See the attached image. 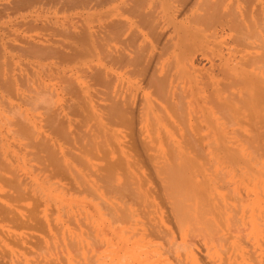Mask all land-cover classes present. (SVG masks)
<instances>
[{
	"label": "bare ground",
	"instance_id": "6f19581e",
	"mask_svg": "<svg viewBox=\"0 0 264 264\" xmlns=\"http://www.w3.org/2000/svg\"><path fill=\"white\" fill-rule=\"evenodd\" d=\"M50 2L61 10H103L17 45L38 61L89 63L78 66L75 79L59 74L67 113L54 107L58 96L50 86L17 75L26 90L19 92L15 77L0 68L6 124L0 178L13 189L5 192L9 202L22 210L5 203L4 193L6 217L0 215L28 229L1 239L11 237L37 257L25 255L22 264H264V0H10L2 6ZM107 66L124 69L147 92L136 100L131 89L123 102L119 91L130 78L123 85ZM90 86L101 89L99 112ZM37 109L42 115H28ZM109 119L127 130L126 143L110 139ZM227 122L236 128L226 130ZM12 251L4 253L15 257ZM5 255L0 264H10Z\"/></svg>",
	"mask_w": 264,
	"mask_h": 264
},
{
	"label": "rangeland",
	"instance_id": "374dc122",
	"mask_svg": "<svg viewBox=\"0 0 264 264\" xmlns=\"http://www.w3.org/2000/svg\"><path fill=\"white\" fill-rule=\"evenodd\" d=\"M2 1V2H1ZM0 1V6L2 7V9H1V7H0V9H1V11H0V45H2L1 47H0V51L2 52V53H4V51H5V53H4V57L2 56L3 54H1L0 56H1V58L3 59H0V62H2L3 61V63H2V65H1V63H0V68L1 69H3L2 70V74H4L5 76L8 74V77H9V74L11 73L12 74V72H14L12 75L10 74V78L12 77V79H13V77H15V85L16 86H18L17 88H18V91H19V88H20V91H22V93L24 92V91H26L25 90V88H24V86H22V85H24L23 83H19V81H17V75H19V77H20V75H21V77L23 78V79H25V81H26V84H28V81H29V84L30 85H32V83H33V86H35L36 85V83L38 82L39 83V81H41L39 84H43V86L44 85H46V86H50L49 87V89H51V91H52V93H54V94H57V96H58V98L57 99H59L58 101H57V99H55V97H54V95L52 96L51 95V97H54V98H52L53 100L52 101H55V105L56 106H54V107H56V109H57V107L58 108H60V109H58V111H61V109L62 110H64L66 113H67V110H66V107H64L65 105H66V103H65V95L66 94H64L63 92H62V90H61V86H62V83H59L60 81L58 80L59 79V76L60 75H62L63 74V76L65 77H67V78H69L70 77V79L73 77V79H75L76 78V75L78 76V75H80L81 74V72H80V67L81 66H84L85 64L87 65V67L89 66V63L88 62H85V63H76L75 61L73 62V61H71L72 62V64H71V62H67V63H65L64 61V63L60 60H57V59H53V61H52V59H43V60H45V61H43V60H36L34 57H31V54L30 55H24L23 53V55L21 54V52L19 51V48H18V46H19V43H20V45H22V43L20 42V41H24V39L26 40V39H32V40H36V39H41L42 37H48V35L49 36H52L51 34L52 33H54L53 32V30H55V32H56V28H61L60 27V23H63V24H61V25H64L67 21H72V20H76V21H78V20H82V19H89V20H91L92 18H93V16L95 17L96 15H97V13L99 12V10H103V9H98V10H87V9H71V10H69V9H64V10H61L62 8H61V6L58 4V6L56 5L55 7L53 6V5H55V3L54 4H52L51 2L50 3H46V4H39V5H36V3H35V5H33V4H30L29 6H31V5H33V6H31V9H29L30 7H25V8H21V9H10V8H7V10H6V8H4L3 9V6H5V5H7V3H9L10 2V0H1ZM4 1V2H3ZM2 3V4H1ZM3 3H5L4 5H3ZM38 4V3H37ZM47 4H49V5H47ZM51 4V5H50ZM3 5V6H2ZM41 5V6H40ZM45 5V7H43ZM50 6V7H49ZM51 6H53V7H51ZM112 5H108L107 7L105 6L104 7V9L106 8H110ZM47 7L49 8V9H47ZM60 8V11H59V8ZM28 8V9H27ZM36 8V9H35ZM45 8V9H44ZM27 9V10H26ZM2 10L4 11L3 12V14H5L4 16H3V14H2ZM23 10V11H22ZM115 10V9H114ZM11 11H13V12H11ZM17 11V13H14V12H16ZM26 11V12H25ZM35 12H36V14H35ZM24 13V14H23ZM108 13V12H107ZM19 14V15H18ZM112 14H113V12H112ZM7 15V16H6ZM10 15V16H9ZM37 15V16H36ZM109 15H110V12H109ZM39 16V17H38ZM110 17H112L111 15H110ZM80 18V19H79ZM25 19V20H24ZM21 20V21H20ZM32 20V21H31ZM40 20V21H39ZM55 20H56V23L57 24H55L54 22H55ZM23 21V22H22ZM30 22V24H29V22ZM47 21V22H46ZM19 22H21V23H24L23 25L21 24V23H19ZM28 22V23H27ZM34 22V23H33ZM43 22V24L45 25V26H43V24H41V23ZM45 22H46V24H45ZM28 25L29 27L30 26H32V27H30V29L29 28H27L28 26H26V25ZM35 26H33V25ZM51 24H52V26H55L56 25V27H55V29H54V27H52L51 26ZM55 24V25H54ZM25 25V26H24ZM47 25V26H46ZM57 25H58V27H57ZM23 26V27H22ZM49 26V28H47ZM36 27L38 28V29H36ZM46 27V28H45ZM51 27H52V30H51ZM32 28V29H31ZM40 29V30H39ZM42 29V30H41ZM45 30V31H44ZM4 33H3V32ZM48 31H50V33L48 32ZM15 33V34H14ZM19 33V34H18ZM47 33H49L48 35H47ZM25 35V36H24ZM34 35V36H33ZM44 35V36H43ZM18 36V37H17ZM34 37V38H33ZM41 37V38H40ZM20 38H21V40H20ZM14 40V41H13ZM11 44V45H10ZM14 44V45H13ZM9 45V46H8ZM18 45V46H17ZM15 46V47H14ZM3 47H5L4 48V50H1V49H3ZM13 47V48H12ZM14 52V50H15V52L13 53L12 51ZM12 54V55H10V54ZM8 55V56H7ZM25 56V57H24ZM30 58H29V57ZM20 57V58H19ZM8 58H9V60H8ZM11 58V59H10ZM18 58V59H17ZM7 60H8V62H7ZM13 60H14V62H13ZM34 60V61H33ZM51 60V61H50ZM11 61V62H10ZM39 62V63H38ZM42 62V63H41ZM43 62H45V64L43 63ZM51 62V63H50ZM8 63L11 65V68H10V65H8ZM11 63H14V64H11ZM24 63V64H23ZM27 64V66H26V64ZM38 63V64H37ZM62 63V64H61ZM68 63H70V64H68ZM28 64H29V66H30V68H29V66H28ZM34 64V65H33ZM75 64V65H74ZM9 68H7L6 66ZM24 65V66H23ZM85 65V66H86ZM4 66V67H3ZM46 66H47V69H46ZM78 66H80V67H78ZM19 67H20V69H19ZM27 67L30 69H27ZM32 67V68H31ZM36 67V68H35ZM45 67V68H44ZM50 69H49V68ZM108 67V66H107ZM18 68V69H17ZM53 68V69H52ZM78 68V69H77ZM84 69L85 67H81V69ZM108 68H110L111 70H113L112 72L109 70V72H111V74L113 75V76H115V77H117L119 80L121 79V81H122V83H123V85H124V81L122 80V79H125L126 81H128V79H129V81L128 82H126V84L128 85H126V87L125 88H123L122 89V91H119V95H118V97H121L122 96V101L123 102H125V101H128L129 102V96L130 97H132L131 95L132 94H134L135 93V91H136V100H137V98H139L138 97V95H139V92L140 91H143V89L144 88H139L140 86L138 85V83H139V81H138V79L137 78H134V79H136L138 82L137 83H135V80H133V78L132 77H130V76H127V74H125V71H124V69H122L123 70V72L121 71V74H120V70L121 69H118V68H115V67H108ZM11 69V70H10ZM13 69V70H12ZM26 69V70H25ZM58 69V70H57ZM115 69V70H114ZM118 71H117V70ZM5 70V71H4ZM28 70H29V72H28ZM34 70H36V71H34ZM38 70V71H37ZM42 70H43V72H42ZM48 72H47V71ZM7 71V72H6ZM12 71V72H11ZM25 71H26V73H25ZM60 71V72H59ZM6 72V73H5ZM10 72V73H9ZM59 72V73H58ZM117 72V73H116ZM0 73H1V71H0ZM32 73V74H31ZM34 73V74H33ZM115 73V74H114ZM123 73V74H122ZM60 74V75H59ZM119 74V75H118ZM34 75H35V77H34ZM39 75V77H37ZM68 75V76H67ZM125 75V76H124ZM24 76H25V78H24ZM32 76V77H31ZM120 76H121V78H120ZM122 76H123V78H122ZM18 77V78H19ZM126 77H129L128 79L126 78ZM27 78V79H26ZM31 78V79H30ZM40 79V80H39ZM31 80H33L32 82H31ZM76 80H78V77H77V79ZM82 79H80V81H81ZM132 80V81H131ZM44 81V82H43ZM79 81V80H78ZM134 82V85H133V83H131V82ZM35 83V84H34ZM129 83V84H128ZM52 85V86H51ZM129 85H130V91L128 90V89H126L127 87H129ZM132 85V86H131ZM135 85H137V86H139V87H134ZM91 88H93V90H95V93L96 92H98V90H97V88H95V87H92V86H90ZM133 87L135 88V89H133ZM90 88V89H91ZM138 88H139V90H138ZM131 89H132V94L130 93L131 92ZM19 91V92H20ZM100 91H101V89H99V94H97L96 93V95H95V93H94V95H93V99H94V101H93V99L91 98V103H94V111L96 112L97 111V103H99V99H100V103H102L103 101H101L102 99H101V97L99 98V95L101 96L102 94L100 93ZM127 93H126V92ZM144 91H146V89H144ZM147 92V91H146ZM116 93H118V92H116ZM123 93V94H122ZM120 94H122L121 96H120ZM125 94H126V96L127 95H129V96H125ZM98 95V96H97ZM123 95H124V97H123ZM56 96V97H57ZM66 97H67V95H66ZM92 97V96H91ZM97 97V98H96ZM127 98V99H126ZM11 99V98H10ZM9 99V100H10ZM98 99V100H97ZM126 99V100H125ZM125 100V101H124ZM130 100H131V98H130ZM11 101L13 102V103H17V100H15V102H14V100L13 99H11ZM97 102V103H96ZM122 102V103H123ZM57 103V104H56ZM95 103H96V105H95ZM64 106H63V105ZM123 105H124V103H123ZM60 106V107H59ZM63 106V107H62ZM93 106V105H92ZM23 108H24V106H22ZM28 108V107H27ZM63 108H65V109H63ZM96 108V109H95ZM37 111V112H36ZM63 111V112H64ZM28 115L29 116H31V115H39L40 116V114L42 115V113H43V110H41L40 111V109L38 110H35V111H29L28 110ZM34 114H33V113ZM97 112H99V111H97ZM32 113V114H31ZM6 114V113H5ZM103 116H105L104 114H102ZM69 117H72V115L70 114V115H68ZM103 116H101V118L105 121V119H104V117ZM68 117V118H69ZM240 118H241V115L239 116ZM244 117V116H243ZM242 117V118H243ZM73 118V117H72ZM105 118H106V116H105ZM108 118V117H107ZM241 118V119H242ZM245 118V117H244ZM103 120H102V122H103ZM106 120H108V119H106ZM113 119H109V125L106 127V128H108V130H107V132L109 131V130H111L109 133L111 134V137L112 138H110V139H113L114 140V142H119V143H126L125 141H127L128 139H129V135H127L128 133H127V130L125 131V128L124 127H122V125H120V123L119 122H114V121H112ZM1 121V120H0ZM36 121V124H37V126L38 127H40L39 128V130L42 128L43 129V131L42 130H40V131H42V132H47V131H45L44 129H45V126H43V125H40V123H39V118L37 119V120H35ZM111 121V122H110ZM38 122V123H37ZM88 122H92V121H88ZM105 122H108V121H105ZM105 122H103V123H105ZM114 122V123H113ZM43 123V122H42ZM66 123V122H65ZM112 123V124H111ZM232 123V124H231ZM234 122H227V123H225L224 125H225V128H226V130H231L232 128L234 129V128H236V126H234V124H233ZM240 123V126L242 125V122H238V124ZM0 124H1V122H0ZM116 124L119 126V127H117L116 126ZM2 125H4L3 127H2ZM6 124H1V128H2V131L4 132V128L6 127L5 126ZM83 125V124H82ZM91 125V124H90ZM107 125V123H105V126ZM111 125H113V126H111ZM236 125V124H235ZM110 126V127H109ZM230 126V127H229ZM233 126V127H232ZM44 127V128H43ZM115 127V128H114ZM239 127V126H238ZM79 128V130L77 129V131L78 132H80L81 131V127L79 126L78 127ZM85 127H84V125L82 126V129H84ZM90 130V129H89ZM89 130H87V133L89 134L90 133V131ZM141 130H143L144 131V129H141ZM76 131V132H77ZM120 131H121V133H120ZM143 131H141V132H143ZM145 132V131H144ZM113 133V134H112ZM146 133V132H145ZM145 133H143V135L142 136H144L145 135ZM48 134V136L51 138V139H54L53 137H52V135L48 132L47 133ZM80 136L82 137L81 139H85L86 140V144H85V148H89L90 149V147L88 146V145H90V142H88V141H91L90 139L88 140V138L87 137H85V135L86 134H84V133H82V131L80 132ZM110 134H108V135H110ZM119 134H121V135H119ZM140 134V133H139ZM51 135V136H50ZM123 135H124V137H123ZM114 136V137H113ZM119 136V137H118ZM142 136L140 135V138H142ZM84 137V138H83ZM97 138H99V139H97ZM96 138V140H99V141H101V137H97ZM145 138H146V136H145ZM145 138H142V139H145ZM74 139H75V141H79L78 140V137H77V135H76V133H75V136H74ZM110 139H108L107 138V140H109L108 142H111L110 141ZM126 139V140H125ZM103 140V139H102ZM112 140V141H113ZM146 140V139H145ZM88 144V145H87ZM76 145L77 146H79L80 145V143L78 144V142L76 143ZM97 148H98V146H97ZM13 149V148H12ZM80 149H81V147H80ZM99 149V148H98ZM89 152V151H88ZM9 153L11 154L12 153V150H11V148L9 149ZM18 153V152H17ZM20 153V152H19ZM87 157L89 158V161L90 160H93V159H90L91 158V155H90V157L87 155ZM36 163V162H35ZM75 164H77V163H75ZM50 175V174H49ZM50 178H52L51 176H50ZM59 177H57V179H58ZM53 179V178H52ZM56 178H54V180H55ZM2 180V178H0V202L1 201H6V200H8V202H5V203H7V204H12V207L15 209V210H18V212H21L22 210H21V206H19L20 208H18V206H16V205H18L19 204V202H17L16 204L14 203L15 201H11V202H9V200H11V198H9V197H7V194L6 193H11L12 191H13V189H10V185H9V188H8V191H7V184L5 183L4 185H6V187L5 186H3V184H2V182L4 183L5 181H1ZM61 180V179H60ZM62 181H63V179H62ZM62 181H60V182H62ZM8 183V182H7ZM3 186V187H2ZM3 188H6V189H3ZM12 190V191H10V190ZM6 192V193H5ZM6 194V200H5V196H3V195H5ZM8 194V195H9ZM3 211H0V213H2ZM3 215L6 217V215L4 214V212H3ZM2 219H4L3 217H2V214L0 215V224H1V227H0V249H2V253L0 252V254H2V255H5V256H7V254L8 253H10L12 250H14V249H16L17 250V248H18V250H20V251H12V252H14L15 253V257H12L13 256V253H12V256H10L9 254H8V256L10 257H5V258H7V259H12V260H10L9 261V263L10 264H18L20 261V263L19 264H22V262H23V260H24V257H25V255H26V258L28 257H30V256H32L31 258H34V256L33 255H29L28 253H27V251L25 252V250H23V249H20V247H18V245H17V243H18V241H17V243L15 242L14 243V241H12L11 240V237H10V240H8L9 239V236L7 235L8 233H9V235H11V231L13 232L14 230H15V232L16 233H18V232H20L21 234H22V231H26V232H28V229H24L23 228V230L21 229V228H15V227H13V226H11L12 225V223H10V221H7V220H2ZM6 224V225H5ZM8 224H10V225H8ZM5 225V226H4ZM7 226V227H6ZM9 227V228H8ZM3 228V229H2ZM7 228V229H6ZM5 229V230H4ZM7 233H6V232ZM29 231H31V230H29ZM5 233V234H4ZM2 234H4V236L5 237H7L6 239H7V241H5L6 239H5V237H3L2 239H1V237L3 236ZM5 239V240H4ZM2 240V241H1ZM4 240V241H3ZM25 239L23 238V241H24ZM26 241V240H25ZM25 241H24V243H23V245L25 246L26 245V247L27 246H29V243H25ZM3 242V243H2ZM11 242V243H10ZM8 245L7 247H9L8 249L6 248V246L5 247H3V245H1V244H4V245H6V244ZM20 244H21V242H19ZM18 243V244H19ZM19 244V246H21ZM5 249V250H3V248ZM10 247L11 248H13V249H10ZM11 251H10V250ZM22 250L24 251V252H22ZM8 251V253H4V252H7ZM19 252H21L22 254H23V256H22V254L21 253H19V254H21V255H17ZM11 254V253H10ZM2 255H0V256H2ZM19 256V259L17 258V257ZM21 256V257H20ZM12 257V258H11ZM13 258H15V259H13ZM21 258L23 259V260H21ZM6 259V260H7ZM17 259V260H16ZM35 260L37 259V257L36 258H34ZM15 260V261H14ZM18 260H19V262H18ZM17 261V262H16Z\"/></svg>",
	"mask_w": 264,
	"mask_h": 264
}]
</instances>
